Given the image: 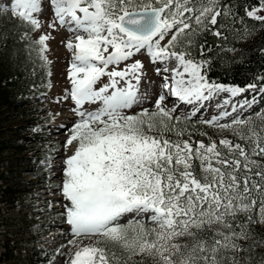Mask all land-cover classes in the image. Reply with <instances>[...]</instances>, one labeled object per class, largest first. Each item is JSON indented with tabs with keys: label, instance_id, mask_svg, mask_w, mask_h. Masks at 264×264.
Instances as JSON below:
<instances>
[{
	"label": "snow or ice",
	"instance_id": "6c2138e0",
	"mask_svg": "<svg viewBox=\"0 0 264 264\" xmlns=\"http://www.w3.org/2000/svg\"><path fill=\"white\" fill-rule=\"evenodd\" d=\"M50 4L54 20L49 27L59 24L74 36L66 43L73 58L65 99L73 102L70 111L76 119L65 128L64 147L75 150L63 160L60 186L62 215L72 237L68 244L75 248L67 264H114L110 246L121 250L124 264L135 256L152 264H264V253L255 251L264 248V238L253 228L264 225V163L254 159L264 157V109L244 116L240 110L251 109L255 98L238 105L225 98L217 105L224 111L199 121L230 131L247 148L228 139L219 141L227 151L215 141L185 140L191 133L179 127L191 122L206 101L224 94L234 98L246 90L210 81V60L191 55L194 41L208 31L220 38L221 29L229 26L243 40L256 26L245 25L230 0ZM243 10L247 18L264 22V0ZM10 11L32 31L40 29L34 14L41 12V0H12ZM221 16L232 25L215 27ZM48 39L41 35L33 49L45 65ZM200 49L203 56L204 46ZM142 50L152 64L162 65L155 69L161 78L158 91L140 90L144 65L133 58ZM127 61L132 62L117 70ZM109 66L117 67L109 71ZM104 76L109 82L96 88ZM86 104L99 107L87 110ZM85 238L93 242L84 245Z\"/></svg>",
	"mask_w": 264,
	"mask_h": 264
},
{
	"label": "rangeland",
	"instance_id": "374dc122",
	"mask_svg": "<svg viewBox=\"0 0 264 264\" xmlns=\"http://www.w3.org/2000/svg\"><path fill=\"white\" fill-rule=\"evenodd\" d=\"M11 2L12 0H0V9L9 8L7 12L0 10V35L6 28L21 27L22 36L20 37L24 38V42L21 46L14 44L15 46L12 48H7L9 51L5 52L1 59L2 63L0 62L3 71L10 73L14 68H21V70L29 68L31 74L40 75L42 80L38 82V86L31 87L33 92L30 93L27 104L17 107L29 110L28 115L23 117L20 110L10 106L5 109L6 111L4 110V115L0 120V185L9 187L18 197L12 206L8 196L0 197V248L4 249L2 246L8 241L13 257L5 264H33L36 259L44 257L45 253L51 256L48 263L42 264H67L70 253L74 252L75 248L68 244L72 237L69 235V226L65 223V218L62 215L64 212L62 205L65 201L61 195L60 186L63 181V160L67 156H71L75 150L74 146H69L67 149L64 147L68 138L65 128H70L76 119L70 111L74 107L73 102L70 98L65 99L71 89L68 69L73 58L72 53L66 48V43L69 39L74 40V36L65 28H61L59 24L55 28L49 27V24L54 20L50 0H41V12L34 14L41 23V27L37 31H32L31 28L27 31L26 25L12 17ZM25 33H27L26 36ZM41 35L49 36L46 42L47 51L44 54L48 61L46 65L41 63L36 51L33 50L36 46L34 42ZM170 38L171 33L162 43H166ZM249 38L247 36L244 39L245 43ZM110 49L109 52H111ZM19 53L25 60V62H21L22 64L11 58ZM8 58L9 60L6 62ZM133 59L142 61L144 65V77L140 83L141 92L150 87L153 91H158L159 89L155 85L161 83V78L156 75L155 69L162 65L152 64L143 50ZM131 62L121 63L117 70ZM172 65L174 66V63ZM113 67L117 66H109L108 70L111 71ZM149 80L154 82V85L147 83ZM108 82L109 78L104 76L97 83L96 88ZM121 86H123L122 83ZM257 91L259 96L261 89H257ZM246 96H248L247 91L234 98H229L224 94L217 101L205 102L196 117L206 115L210 109L217 112L224 111L225 108L217 105L222 103L225 98H228L230 103L238 105L245 101ZM261 96L264 97V92L261 93ZM256 102L255 100L251 109L240 110L242 114L260 111L261 108ZM84 107L87 110H95L99 105L86 104ZM169 107H171L170 104ZM184 107L180 105L181 109ZM227 110L230 111V107H227ZM131 111L135 112L137 109ZM177 111L179 112L180 109ZM234 115L236 113H233ZM229 118L232 117H228V120ZM31 119L38 122L35 128L31 127ZM62 125L65 127L62 128ZM34 133L39 137H33ZM171 138L175 139L174 136ZM40 139H44V142H40ZM183 139L202 141V139H195L189 135L187 137L184 135ZM221 139L229 140V137L225 134L221 136ZM254 159L260 162L262 160L261 157H254ZM92 242L86 238L82 241L84 245ZM110 247L116 253L115 261L124 264L125 257L121 254V250L114 246ZM109 258L112 259L111 255ZM145 258L135 256L131 261H128V264Z\"/></svg>",
	"mask_w": 264,
	"mask_h": 264
},
{
	"label": "trees",
	"instance_id": "16d2710c",
	"mask_svg": "<svg viewBox=\"0 0 264 264\" xmlns=\"http://www.w3.org/2000/svg\"><path fill=\"white\" fill-rule=\"evenodd\" d=\"M222 2H228V0H222ZM231 4L235 7L232 9L233 12L238 10V14L240 17H244L245 25L256 26V31L248 36L249 40L245 43V40H238L235 38V34L233 33L232 27H225L221 29L223 36L218 38L212 35L211 31L203 32L193 43L191 49V55L196 60L200 59H208L210 60V64L207 70V76L210 81H214L216 83H224L232 86L246 87L249 84H255V86H264V79H260V77H264V22L255 21L247 18L244 13L245 6H251L257 3V0H230ZM264 15V13H260ZM221 23L226 25H232V20L230 18H225L223 16L218 17V24L215 27H219ZM239 27V25H236ZM21 28V27H20ZM16 28H6L0 35V62L2 63V57H4L5 52L9 51V47L13 46H21L24 42V38L22 36L21 29ZM27 31L30 30V27L25 26ZM2 31V30H1ZM224 37H227L225 39ZM242 41V43H241ZM244 41V42H243ZM245 43V44H244ZM15 44V45H14ZM200 45L204 46V54L201 56ZM8 48V49H7ZM210 49V50H209ZM229 49H233L229 51ZM233 52V53H232ZM8 55V54H7ZM23 55L19 53L11 57L16 62L22 64L21 62H25L22 59ZM11 59V61H12ZM9 60L6 59V62ZM14 61V62H15ZM5 62V61H4ZM0 63V120L4 115V110L13 106L15 108L20 107L22 104L26 105L29 94L33 92L31 89L32 86H38V82L42 80L40 75L36 76L30 73L29 68L21 70V68H14V70L10 73H5L2 68V64ZM16 64V63H15ZM23 66V65H22ZM17 67V65H16ZM255 96V95H253ZM25 100V101H24ZM257 105L264 109L263 99H256ZM261 101V102H260ZM18 103H21L20 105ZM23 114L22 116H26L29 113V110L23 108H17ZM6 111V110H5ZM258 111H251L248 114H243L244 116L249 115L250 113H255ZM220 112L211 111L208 115H205L201 118L195 117L191 122L186 121L179 125V127L186 129V131L191 133V137L195 139H202L205 144L210 143L211 141H215L217 146L222 151H227L220 144L222 135H227L229 140L235 143H241L247 148V144L243 140H238V138L232 135L229 131L221 132L217 128L210 127L206 124L200 123L199 121L210 119L212 116L218 115ZM230 118L228 121H230ZM32 120V119H31ZM227 121V122H228ZM31 127H34L38 124L37 120L31 121ZM257 126L259 127V122H257ZM206 133V135H201L200 133ZM32 134V133H30ZM35 134V133H34ZM188 134H185L187 137ZM261 135H264L261 133ZM33 137H39V135H33ZM40 142H44V139H40ZM195 147V145H194ZM1 150V148H0ZM261 163H264V157H261ZM197 171L199 168L197 167ZM2 185V184H1ZM0 185V197H9V201L11 202V206L15 204L16 193L11 191V189L7 186L2 187ZM254 230L257 234L264 238V225H253ZM251 243V241H249ZM8 241L2 247L3 251L0 250V264H4L7 261L11 260L13 255L9 249ZM257 253H264V248H257L255 250ZM45 259V258H44ZM41 257L33 261V264H40ZM131 264H152L151 259H139L137 262H133Z\"/></svg>",
	"mask_w": 264,
	"mask_h": 264
},
{
	"label": "bare ground",
	"instance_id": "6f19581e",
	"mask_svg": "<svg viewBox=\"0 0 264 264\" xmlns=\"http://www.w3.org/2000/svg\"><path fill=\"white\" fill-rule=\"evenodd\" d=\"M175 66V65H174ZM173 65H172V67H174ZM36 87V86H35ZM30 95V94H29Z\"/></svg>",
	"mask_w": 264,
	"mask_h": 264
}]
</instances>
